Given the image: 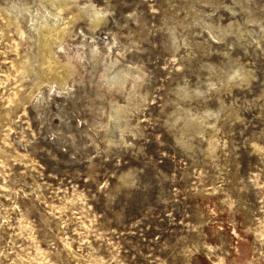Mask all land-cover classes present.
<instances>
[{
	"label": "rangeland",
	"instance_id": "374dc122",
	"mask_svg": "<svg viewBox=\"0 0 264 264\" xmlns=\"http://www.w3.org/2000/svg\"><path fill=\"white\" fill-rule=\"evenodd\" d=\"M0 264H264V0H0Z\"/></svg>",
	"mask_w": 264,
	"mask_h": 264
}]
</instances>
